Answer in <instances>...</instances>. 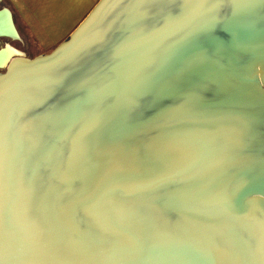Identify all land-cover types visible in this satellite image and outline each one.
<instances>
[{
	"label": "water",
	"instance_id": "1",
	"mask_svg": "<svg viewBox=\"0 0 264 264\" xmlns=\"http://www.w3.org/2000/svg\"><path fill=\"white\" fill-rule=\"evenodd\" d=\"M0 264H264V0H99L13 57Z\"/></svg>",
	"mask_w": 264,
	"mask_h": 264
},
{
	"label": "crops",
	"instance_id": "2",
	"mask_svg": "<svg viewBox=\"0 0 264 264\" xmlns=\"http://www.w3.org/2000/svg\"><path fill=\"white\" fill-rule=\"evenodd\" d=\"M28 31L44 48L66 38L99 0H8ZM15 24V23H14Z\"/></svg>",
	"mask_w": 264,
	"mask_h": 264
},
{
	"label": "rangeland",
	"instance_id": "3",
	"mask_svg": "<svg viewBox=\"0 0 264 264\" xmlns=\"http://www.w3.org/2000/svg\"><path fill=\"white\" fill-rule=\"evenodd\" d=\"M7 8L10 10L13 21L15 23V27L19 33V37H13L8 35H3L7 37H1L0 36V49L5 46H12L13 48L18 49V51L21 54H26L28 57H35L42 53L50 52L52 49H54L57 45L52 47L44 48L43 46H40L39 42L37 41V35L38 33H33L31 31H28L24 24L20 21L19 16L17 15L14 8L11 7L8 0H0V9ZM65 39V38H64ZM61 42V41H60ZM5 70L4 66L0 67V71Z\"/></svg>",
	"mask_w": 264,
	"mask_h": 264
},
{
	"label": "bare ground",
	"instance_id": "4",
	"mask_svg": "<svg viewBox=\"0 0 264 264\" xmlns=\"http://www.w3.org/2000/svg\"><path fill=\"white\" fill-rule=\"evenodd\" d=\"M2 15L3 16L0 18V35H8L20 38L19 33H17L18 31H16L13 27V23L11 22L12 18L8 13V9H5ZM19 51L12 46L2 47L0 49V67L4 66L5 68L7 64L13 59V57L24 55V53L21 54Z\"/></svg>",
	"mask_w": 264,
	"mask_h": 264
}]
</instances>
